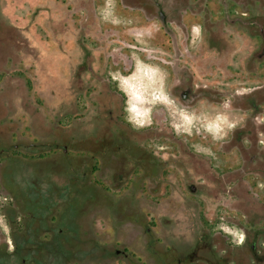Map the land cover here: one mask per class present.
I'll list each match as a JSON object with an SVG mask.
<instances>
[{
  "label": "rangeland",
  "instance_id": "374dc122",
  "mask_svg": "<svg viewBox=\"0 0 264 264\" xmlns=\"http://www.w3.org/2000/svg\"><path fill=\"white\" fill-rule=\"evenodd\" d=\"M0 264H264V0H0Z\"/></svg>",
  "mask_w": 264,
  "mask_h": 264
},
{
  "label": "flooded vegetation",
  "instance_id": "af4514ba",
  "mask_svg": "<svg viewBox=\"0 0 264 264\" xmlns=\"http://www.w3.org/2000/svg\"><path fill=\"white\" fill-rule=\"evenodd\" d=\"M105 109L107 110V113L112 114V110L111 109H109L108 107H106ZM112 119H113V116L110 117V120H112Z\"/></svg>",
  "mask_w": 264,
  "mask_h": 264
},
{
  "label": "water",
  "instance_id": "95a60500",
  "mask_svg": "<svg viewBox=\"0 0 264 264\" xmlns=\"http://www.w3.org/2000/svg\"><path fill=\"white\" fill-rule=\"evenodd\" d=\"M117 253L119 252V250L116 251Z\"/></svg>",
  "mask_w": 264,
  "mask_h": 264
},
{
  "label": "trees",
  "instance_id": "16d2710c",
  "mask_svg": "<svg viewBox=\"0 0 264 264\" xmlns=\"http://www.w3.org/2000/svg\"><path fill=\"white\" fill-rule=\"evenodd\" d=\"M28 83V85H29V82H27Z\"/></svg>",
  "mask_w": 264,
  "mask_h": 264
}]
</instances>
